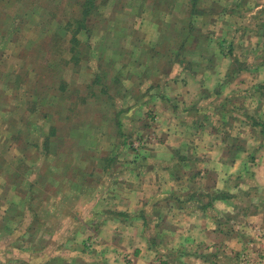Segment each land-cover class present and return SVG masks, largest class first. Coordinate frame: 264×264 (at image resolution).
Masks as SVG:
<instances>
[{"label": "rangeland", "instance_id": "1", "mask_svg": "<svg viewBox=\"0 0 264 264\" xmlns=\"http://www.w3.org/2000/svg\"><path fill=\"white\" fill-rule=\"evenodd\" d=\"M79 1L0 0V264H153L166 260L159 249L174 242L197 250L181 241L187 211L140 194L131 198V213L127 202L120 209L131 215H120L113 210L121 198H112L105 187L124 190L130 181L118 174L121 166L148 155L168 131L177 148L181 142L188 146L189 155L194 139H221L229 164L237 158V172L243 154V180L253 184L252 163L264 156V135L247 117L264 115V96L252 90L264 84V0H196V7L215 12L216 19L189 16L191 0H97L90 37L79 33L71 43L64 28ZM249 8L254 13L245 19ZM179 40H186V59L174 62ZM237 58L249 69L237 71ZM154 102L170 112L154 113ZM196 154L189 165H195ZM105 172L114 176L106 179ZM234 192V202L249 205V196ZM74 196L92 202V216L87 205L78 212ZM258 200L263 208V188ZM73 216L77 227L65 226ZM60 231L68 239L60 244L66 254L49 253L42 261ZM193 232L206 238L202 230ZM172 253L178 259L173 264L204 261ZM254 257L258 263L251 264H264V252ZM223 259L222 264H239L237 248L233 260Z\"/></svg>", "mask_w": 264, "mask_h": 264}, {"label": "crops", "instance_id": "2", "mask_svg": "<svg viewBox=\"0 0 264 264\" xmlns=\"http://www.w3.org/2000/svg\"><path fill=\"white\" fill-rule=\"evenodd\" d=\"M249 3L252 4L251 1ZM255 4H253V6ZM241 6L242 3L237 1V8H241ZM250 8L245 19L251 17V14L254 13ZM154 105L155 102L149 105L150 109L152 111L154 110V113L160 114L162 110H164V112H170L169 107L163 106V109L154 107ZM170 134L171 131H168V135ZM213 134L214 132L209 131V135L213 136ZM168 135L163 140L156 139L154 143L151 144V149L146 150L148 155L145 154L143 157L138 156L134 162L128 163L124 167L121 166V170L118 174L124 179H127L126 176L129 175L128 180L130 181L126 184L127 186L125 185L126 187L124 190H121L122 194L121 191L116 189L113 190L111 186V188L105 187L106 190L110 189L113 191L114 194L112 198H121L113 211L126 213L124 210L120 211L121 207L126 208L124 202H127L126 211H130V209H132L131 207H133V201L131 198L139 199L140 194H143L144 196H151V198L155 200L159 198L160 201H164L165 203H174L177 210L180 208L181 211L184 210L188 212L187 215H182L181 217L183 221L188 223V228L185 230L186 235H183L181 241H185L188 245H197L198 247L194 246V248L198 251H190L185 247V244L173 241L174 244L172 246L167 247L165 250L159 249L162 253H165L164 255L162 254V257L166 260L161 259L153 264H173L174 262H178V259L174 258L175 254L172 253L173 251L181 252L182 255L185 254L188 258H197V260L202 258L204 260L202 264H222L224 257H226L227 260H233L232 255L236 248L238 262L241 253L244 251L257 256L262 254V252H264V207H260V203L256 201L261 199L258 200L259 190L261 188L264 189V156L262 159L260 156L258 159L255 158L256 162L252 163L253 165L256 164L252 172L253 184L248 185L246 183L247 185H245L243 180L245 177L243 169L244 167H247V165H245L246 159L243 154H241L239 165L240 171L237 172V158H234L232 165L229 164V160L225 159V156L221 152V145L225 144L221 139L217 140V144H213L208 138L207 140L205 138L202 141L194 139L191 144L192 155H189L186 149L188 147L187 145L186 148H183L185 144H182L183 142H181L179 147L182 149L177 148V145L171 141V138ZM201 148H204V150L201 151L203 154L199 153ZM161 152L164 153V156L161 155ZM193 154H196L195 157H198L197 159L194 158V162H196L194 166L191 165V162L190 165L188 164L191 159L190 157H192ZM105 160L106 159H103L104 162ZM114 161L117 163V160ZM227 162L228 164H226ZM224 167L226 171L225 175H221ZM212 170H214L213 172L215 176H213ZM111 175L114 176L113 174L105 172L106 179L107 177L111 178ZM235 178H237L238 183L236 182L231 186L228 185V182ZM114 179L116 188V185L118 184L117 178ZM131 181L136 184H132ZM121 185L120 187H124ZM191 185H194V187H191ZM244 185L246 188L243 187ZM129 186L132 189L129 188ZM235 189L237 192H241L250 197L249 205L244 204L247 203L246 200H240L238 204L233 201L234 195H237L235 194L236 192H234ZM219 192H226L227 195L225 197L218 196ZM74 199L78 203V209H81L78 210V212L85 211L83 207L87 205L90 208L92 216L95 211L93 210V205H90L92 202H79L75 196ZM130 204L131 207H129ZM180 204L185 205L179 206ZM195 213H197V215H192ZM223 213H226L229 216L232 215V217L230 216L229 220L226 222L217 220V218L220 219V216H223ZM173 215L176 214L173 212ZM168 216L171 217L172 214H168ZM237 216L244 217L243 222H238V220L234 221V218ZM77 219L82 221L80 216H77ZM71 221L73 222L72 224ZM118 222L124 223L121 221ZM67 223L68 224H65V226L77 227L75 216L69 218ZM100 223L102 225L103 223H111V221L101 220ZM138 225L139 224L134 223L133 227ZM193 228L202 230L206 234V238L199 237L197 233L193 232ZM75 230L77 229H73V235H75ZM62 231L56 236L52 235L55 244L52 249L48 250V254L44 253L42 255V261H47L50 258L49 253L54 254L58 251V254L60 253V255L66 254V251L64 250L65 247L60 246L62 241L65 243L68 240L66 237L61 239L63 234L60 233H63ZM248 233H250V235H248ZM134 234L142 240L139 232H137L136 235V231L134 230ZM73 240L74 237L69 238L70 243L73 242ZM146 240L147 238L144 239L147 243ZM256 247H259L260 250ZM151 251L156 255L159 254L153 249ZM138 252V249L133 251L134 254H137ZM14 256L17 259L21 257L18 252L17 255ZM183 263L186 264L185 262ZM147 264L150 263L148 262Z\"/></svg>", "mask_w": 264, "mask_h": 264}, {"label": "trees", "instance_id": "3", "mask_svg": "<svg viewBox=\"0 0 264 264\" xmlns=\"http://www.w3.org/2000/svg\"><path fill=\"white\" fill-rule=\"evenodd\" d=\"M100 4H98L97 0H80L78 3V9H77V14L76 16L73 18L72 23L69 24V26H66L64 29L67 30L70 33V38L68 39L71 43L74 42L75 39H77L78 41V37L77 34L79 33H84L86 35V37H90V32H92V27L94 26V23L92 21H96V16H98V12L96 11L98 9ZM190 10L186 9V11L188 12L189 16L195 13H200V14H207V16H214L216 19V14L213 11H210L209 13H204V8L203 9H199L198 7H196V0H191V5L189 6ZM95 14H97L95 16ZM189 26H190V22L185 23V28H188L187 30L189 31ZM187 31V33H188ZM186 33V34H187ZM179 35V34H178ZM49 39V38H48ZM47 39V40H48ZM55 39V38H53ZM186 39V36H185ZM186 40H179L178 41V54H177V58H175V60L172 61H184L185 59L181 57L182 55V50H184L186 48V45L184 44ZM50 42H52V39H50ZM232 51H229V54H231ZM75 55V54H74ZM176 56V55H175ZM234 62L236 61V57L233 58ZM68 61H72L71 59ZM264 63V62H263ZM237 71H243V70H248L249 67L247 65H245L243 62H241L240 60H238L237 58ZM160 86V85H157ZM252 90L257 93L260 96H264V84H256L254 86H252ZM140 99L139 102L143 103L144 99H141V96L138 98ZM260 115L262 114H258L257 116L255 115H250L247 117V119L250 120L251 126L253 128H259V133L264 135V115L262 116V118L260 117ZM247 116V114L245 115ZM119 125V123H118ZM227 194L226 192H219L218 196L221 197H225ZM117 214L120 215H125V216H129L131 214H126V213H121V212H117ZM141 217H144L143 219H145V215L143 213V211H141L140 213Z\"/></svg>", "mask_w": 264, "mask_h": 264}, {"label": "built area", "instance_id": "4", "mask_svg": "<svg viewBox=\"0 0 264 264\" xmlns=\"http://www.w3.org/2000/svg\"><path fill=\"white\" fill-rule=\"evenodd\" d=\"M253 261H256L258 263V260L254 257V254L248 253L246 251L242 252L239 257V264H251Z\"/></svg>", "mask_w": 264, "mask_h": 264}]
</instances>
